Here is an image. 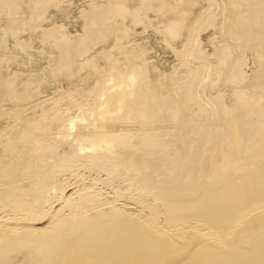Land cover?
I'll list each match as a JSON object with an SVG mask.
<instances>
[{
  "label": "bare ground",
  "instance_id": "bare-ground-1",
  "mask_svg": "<svg viewBox=\"0 0 264 264\" xmlns=\"http://www.w3.org/2000/svg\"><path fill=\"white\" fill-rule=\"evenodd\" d=\"M168 1L87 0L76 35L40 29L52 67L35 87L0 64V102L12 106L0 105V264H264V93L248 90L240 56L263 43L264 0L225 2L237 10L220 20L237 55L228 42L212 54L202 48L199 32L219 21L220 1L208 0L191 28L188 10L162 26L174 43L190 28L164 74L130 30L145 22L142 9L185 3ZM21 3L0 8L29 31L60 6ZM223 76L228 96L214 89ZM42 80L68 88L38 101Z\"/></svg>",
  "mask_w": 264,
  "mask_h": 264
},
{
  "label": "rangeland",
  "instance_id": "rangeland-1",
  "mask_svg": "<svg viewBox=\"0 0 264 264\" xmlns=\"http://www.w3.org/2000/svg\"><path fill=\"white\" fill-rule=\"evenodd\" d=\"M26 1L27 0H22V3L20 4L21 8L23 10L26 9V4H25ZM59 1H60V6L49 8L48 12L46 13L45 19L40 21L41 26H39V29H36L34 31H31V30L29 31L28 29H24L21 27L16 29L15 27H17V24H14L15 19H18V18L21 19V17L8 15L3 8H0V36H1L0 37V51H1L0 52V64L3 65V64L7 63V65L9 66L7 68V72L10 75H12L14 72L18 71L17 73L22 74L23 78L27 77L29 79V81L30 80L32 81V84H36V85H33V87L37 86L38 83H36V82H39L40 81L39 79L43 75H45L47 73V71H50V67H52V65H51L52 60L50 59L51 58L50 57V47H49V44L47 45L46 43L43 42L41 35H40V32H39L40 29L56 26V27L60 28L59 29L60 31L70 33V34L72 33L71 35L74 36L81 30V27H82L81 26L82 25V19H81L82 16L80 14H81V11L86 8L87 4L85 5V3L87 0H59ZM172 1L173 0H170L168 2L171 3ZM92 2L97 3L99 5H101V4L104 5V4H107L108 0H92ZM141 2H142V0H141ZM217 2H219V4H220V11L218 12L219 21L216 23L217 26H216V24H214L215 27H217V28H214V25H212L213 27H211V25H210V28H209V26H207V27L200 30L201 33L199 32V34H200L201 41L203 44L202 48L204 47L203 49L206 53L212 54L215 51H219V49L221 48V45L224 44V42L225 43L228 42L230 45L231 51H233V54L237 55V54L242 53L240 56H243L242 57L243 61H242L241 65L243 66V73L246 74L244 76L245 77L248 76V78L252 77V81L255 82L258 78V74H259L258 72H260L261 69L263 68L262 66H264V62H262V61H264V36H263V43L262 44H260L258 46V45L254 44V41L253 42L251 41L249 43L250 47L241 50L239 53V49L235 50L233 48L232 44L230 43L231 41L227 40L224 37V35L222 33V27H221L224 18L225 17L233 18L234 14H236L237 10H236V8H229V10H228V8H225L224 6H225L226 0H217ZM153 3H155V2L153 1ZM209 6H210V4H209L208 0H185V3L183 5H181L178 9H169L171 7L168 6L165 9L166 11L164 10V12H163L164 14H162V11H161V13L156 12V14H155V12L151 13V11H150L148 13V11H147V14L145 15L144 9H142L140 11V13L143 16V19L145 20V22H142V20H141V22L144 25L140 22L141 24L136 23V24H134L136 26H134V25L131 26L132 27L130 30L131 31V42H133V43L136 42L135 44H138L140 42L138 44L139 49H142V48L145 49L144 47H146V50L148 53V55H147L148 60L149 61L152 60L151 62L156 64L157 68H160V70L164 74L165 73L167 74L171 70L170 68H172V66L178 65L176 58H178V54L180 52H182L184 47L186 46V42H187V39L189 37V32H190V28L192 26L193 20L199 18L200 16H201L200 18L202 20H205V18L207 16L205 14H206V12L207 13L209 12V9H207V8H209ZM82 8H84V9H82ZM179 9H182L181 12L179 11ZM204 9L205 10L207 9V10L205 11ZM184 10H188L186 12H188V13L190 12L189 14H191L190 15L191 18L187 21V24H186V26H189V24H190V26H189L190 28L186 27L187 30L185 27L181 28V30L179 31V36L175 40V43H174L173 41L169 40L167 37H164L165 34L162 32L163 31L162 26H164L165 24H169L170 22H172L174 20L175 21L180 20L183 16ZM204 12H205V14H204ZM157 13H159V18H157L158 17ZM202 14H204V15H202ZM79 17H81V18H79ZM194 17H195V19H194ZM150 18L154 20L153 23L150 21ZM80 19H81V21H80ZM160 25H161V27H159ZM159 29L162 31H160ZM13 30H14V32H13ZM259 30L264 35V25ZM9 31H11V32H9ZM3 33L4 34L7 33L6 34L7 36H6L4 41H3V37H4ZM2 35H3V37H2ZM24 41L30 42V44H31L30 49H27L26 51H20V49L17 48V45H18V43L22 44ZM165 41H167V42H165ZM170 43L172 44V46ZM102 45H104L105 49L108 48V44L106 42H104L102 44L98 43L97 45L93 44L94 49L92 47V44H90L89 47L92 48L91 51L100 50V49L104 48ZM174 45L176 48L173 47ZM174 50H176V51H174ZM178 51H179V53H177ZM88 54H91V52H89ZM256 57H257V59H256ZM259 57H260V59H258ZM28 59H30V61ZM257 60H259V62ZM31 63H32V65H31ZM259 66H260V68L261 67L262 68L260 69ZM226 74H227V70H226V73H224V75H226ZM261 76H263V74H260V78H261ZM224 77L225 76L220 78V80L217 83V86L214 89L218 90L217 92H219V93L223 92V95L228 96V94H230L232 89H233V87H232L233 85L231 83L227 82ZM263 81H264V79H263ZM254 82H252L250 84L253 86V88L250 86V88H248V90H251L252 92L254 91L253 92L254 95L259 94V93L263 94L264 93V86L261 88H256L255 87L256 85L254 84ZM43 83H45V82L42 80L40 82L38 89H37V90H39V88L41 89L40 91H37L39 96L37 94L38 97L36 96L35 100L39 101V100H41L40 98L44 99L43 97H47V96L51 97V95L53 96L57 92L59 93L60 92L59 90H61V88L63 91H66L68 88V87L67 88L65 87L66 86L65 82L61 83L60 81H58V82H55L53 84H51L49 82H47L45 84H43ZM59 87H61V88H59ZM63 88L64 89L66 88V90H64ZM220 88H221V90H219ZM225 89H226V91H225ZM53 90H54V93L51 92ZM62 90H61V92H62ZM69 90L73 91L72 88H69ZM212 92H216V91H212ZM225 92H228V93H225ZM40 95H42L43 97H41ZM35 100L33 102L31 101V102L27 103V105L31 106L32 103L34 104ZM1 102H0V105L4 104ZM226 103H227L228 107L233 110V114H236L238 112L237 102L235 99H233V98L229 99V100H227ZM8 105L9 104H7V105L5 104L4 106L3 105L2 106H3V108L4 107H12V106H10V105L8 106ZM16 105H17V103L14 106H16ZM22 115H23V117H22ZM20 116H21V118H25L26 113L21 114ZM256 132L259 133L260 129H257ZM207 146H209V143ZM106 194H109L108 190H106Z\"/></svg>",
  "mask_w": 264,
  "mask_h": 264
}]
</instances>
